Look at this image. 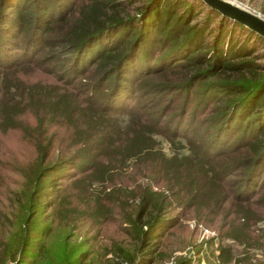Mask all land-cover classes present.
<instances>
[{"label": "trees", "instance_id": "trees-1", "mask_svg": "<svg viewBox=\"0 0 264 264\" xmlns=\"http://www.w3.org/2000/svg\"><path fill=\"white\" fill-rule=\"evenodd\" d=\"M194 3L0 0V131L35 155L22 190L0 173L8 256L91 264L98 226L118 219L130 243L106 253L149 264L181 215L209 225L223 209L218 235L248 244L264 212V61L226 27L264 39L215 10L197 18Z\"/></svg>", "mask_w": 264, "mask_h": 264}, {"label": "rangeland", "instance_id": "rangeland-1", "mask_svg": "<svg viewBox=\"0 0 264 264\" xmlns=\"http://www.w3.org/2000/svg\"><path fill=\"white\" fill-rule=\"evenodd\" d=\"M195 2L197 12V18L202 17L208 11H212L209 6L205 5L202 1L201 5L197 7V0H186ZM234 4L264 18V0H227ZM221 15V14H220ZM212 24L215 25L217 20L215 17L210 16ZM215 19V20H214ZM226 41L228 38H232L237 44H244L245 49H249V56H253V60L258 62L264 61V40L263 42H256V35L247 30L246 28H240L238 26L226 27ZM255 51H253L254 49ZM253 52L251 55L250 53ZM8 96V95H7ZM27 122H33L30 115H25ZM161 141L162 149L167 155L170 153L169 145L164 140ZM34 150L29 143L21 137L16 130H6L3 133L0 131V173L4 176L5 180H13L15 186L24 187L25 180L23 173H27L29 169L34 166ZM70 169V168H69ZM102 186V185H101ZM100 184L94 183L91 185V189L94 191L101 187ZM109 188V187H107ZM68 189V188H67ZM100 190V189H99ZM77 190L72 188L64 194H76ZM3 195L0 192V199ZM74 208L72 213L83 210L85 203L80 198L72 199ZM232 207V206H231ZM192 213L181 215L177 225L170 229V231L164 236V242L159 247L162 250V254L158 260L149 264H179L182 259H187L183 264H264V212L261 217L256 220H251V225L248 228V232L251 237L248 239V244L238 243L229 237L218 235V228L220 224L227 219V212L225 209L220 210L216 218L209 225L199 223ZM119 224L118 219L114 223H103L99 227V237L97 241L92 244V248L95 251L91 255L93 259L91 264H126L118 257H113L111 254L106 253V248L109 246L111 240L125 239L123 233L119 232V229L115 226ZM96 224L88 221H83L79 224L84 235H91L96 230ZM4 230L0 229V239ZM97 234V235H98ZM81 237L73 239L70 243L80 242ZM56 241V240H55ZM58 242V241H56ZM227 246L229 253L222 252L220 254V247ZM87 248L85 244L81 250ZM60 246L57 245L55 250L53 249L51 255L59 254ZM77 254L73 256L76 257ZM25 258L21 257L19 253H13L12 256H8L4 252L2 244H0V264H24Z\"/></svg>", "mask_w": 264, "mask_h": 264}, {"label": "water", "instance_id": "water-1", "mask_svg": "<svg viewBox=\"0 0 264 264\" xmlns=\"http://www.w3.org/2000/svg\"><path fill=\"white\" fill-rule=\"evenodd\" d=\"M222 16L234 20L264 39V18L227 0H200Z\"/></svg>", "mask_w": 264, "mask_h": 264}]
</instances>
